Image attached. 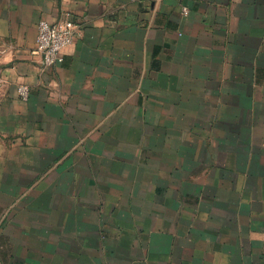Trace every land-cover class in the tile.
<instances>
[{
  "label": "crops",
  "instance_id": "0c3cea01",
  "mask_svg": "<svg viewBox=\"0 0 264 264\" xmlns=\"http://www.w3.org/2000/svg\"><path fill=\"white\" fill-rule=\"evenodd\" d=\"M0 264H264V0H0Z\"/></svg>",
  "mask_w": 264,
  "mask_h": 264
},
{
  "label": "built area",
  "instance_id": "2783aa9c",
  "mask_svg": "<svg viewBox=\"0 0 264 264\" xmlns=\"http://www.w3.org/2000/svg\"><path fill=\"white\" fill-rule=\"evenodd\" d=\"M77 34L76 25L68 18L48 23L39 21L37 25L36 50L43 56L45 66L61 61L63 51L69 47ZM22 101L29 98V88L20 85L17 89Z\"/></svg>",
  "mask_w": 264,
  "mask_h": 264
}]
</instances>
